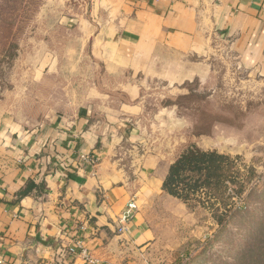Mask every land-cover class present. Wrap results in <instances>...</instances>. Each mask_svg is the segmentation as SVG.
<instances>
[{"label": "crops", "instance_id": "obj_1", "mask_svg": "<svg viewBox=\"0 0 264 264\" xmlns=\"http://www.w3.org/2000/svg\"><path fill=\"white\" fill-rule=\"evenodd\" d=\"M61 1L63 36L34 44L23 67L33 89L53 79L67 97L36 120L0 113V264H87L68 254L73 238L98 264H140L156 240L151 199H175L161 186L176 157L146 144L140 92L199 78L220 46L264 82V0Z\"/></svg>", "mask_w": 264, "mask_h": 264}, {"label": "rangeland", "instance_id": "obj_2", "mask_svg": "<svg viewBox=\"0 0 264 264\" xmlns=\"http://www.w3.org/2000/svg\"><path fill=\"white\" fill-rule=\"evenodd\" d=\"M62 10L61 0H0V113L26 111L36 120L53 107L48 102L67 97L53 79L33 89L23 67L34 44L63 36ZM206 62L209 70L189 83H149L140 124L148 147L171 160L189 144L236 159L245 189L228 202L243 208L215 231L198 206L151 199L145 216L156 240L140 264H264V82L244 74L227 48L215 47Z\"/></svg>", "mask_w": 264, "mask_h": 264}, {"label": "trees", "instance_id": "obj_3", "mask_svg": "<svg viewBox=\"0 0 264 264\" xmlns=\"http://www.w3.org/2000/svg\"><path fill=\"white\" fill-rule=\"evenodd\" d=\"M241 173L236 159L189 144L170 163L161 189L188 209L207 211L220 231L243 208L228 202L230 192L237 196L245 189Z\"/></svg>", "mask_w": 264, "mask_h": 264}, {"label": "built area", "instance_id": "obj_4", "mask_svg": "<svg viewBox=\"0 0 264 264\" xmlns=\"http://www.w3.org/2000/svg\"><path fill=\"white\" fill-rule=\"evenodd\" d=\"M81 159L90 165H95L96 163L95 158L81 157ZM135 211H137L136 203L131 200L118 217L116 228L118 233L122 234L128 231L129 224L132 221ZM78 229L80 232H83L84 226L80 225ZM67 252L70 255H80L87 264H98L97 261L88 254L87 250L82 247V241L80 238L72 239V245L67 248Z\"/></svg>", "mask_w": 264, "mask_h": 264}]
</instances>
